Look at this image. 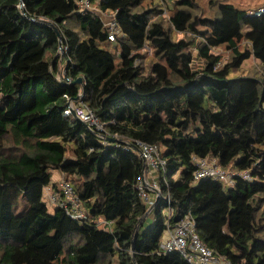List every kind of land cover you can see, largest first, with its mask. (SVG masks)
I'll list each match as a JSON object with an SVG mask.
<instances>
[{
  "label": "trees",
  "instance_id": "16d2710c",
  "mask_svg": "<svg viewBox=\"0 0 264 264\" xmlns=\"http://www.w3.org/2000/svg\"><path fill=\"white\" fill-rule=\"evenodd\" d=\"M162 1L97 2L116 11L121 34L112 41L101 16L79 12L78 0H0V264H191L159 250L175 215L186 212L217 253L264 264V13L208 0L211 13L201 14L196 0H174L172 31L191 34L174 38L154 18ZM146 45L155 55L149 69L138 53ZM250 58L256 66L243 72ZM63 61L71 80L83 76L84 103L110 132L164 147L155 220L138 231L148 209L136 187L144 162L122 139L103 143L64 113L81 88L57 78ZM195 156L249 170L252 179L196 181ZM54 169L74 180L86 218L50 211L44 193Z\"/></svg>",
  "mask_w": 264,
  "mask_h": 264
},
{
  "label": "built area",
  "instance_id": "2783aa9c",
  "mask_svg": "<svg viewBox=\"0 0 264 264\" xmlns=\"http://www.w3.org/2000/svg\"><path fill=\"white\" fill-rule=\"evenodd\" d=\"M102 0H78L77 10L84 12L86 10L93 11L99 14L104 21L108 31L110 40L114 41L118 35L121 34V28L116 20V11H102L96 8L95 2ZM251 14L260 15L264 13V8L261 10L250 12ZM73 111L75 115L85 122L90 128L99 132L101 141L106 143L110 140L122 139L125 142L126 147L133 148L139 157L145 164L143 175L139 178L136 187L139 190V194L146 202L147 207L157 204V199H151L149 190L154 189L161 194L160 182H153L152 186L148 184L146 180V172L156 171L160 175L167 167V160L161 154L160 146L156 143L146 142L140 139H127L123 138L121 134L115 132L112 133L105 126V123L99 118L91 107L84 102H72L71 107L64 111L66 115H72ZM75 116V117H76ZM136 146V148H135ZM196 164V171L194 179L196 181L203 178H212L222 180L230 185L236 183L238 176L244 179L251 180L252 176L249 170L235 171L227 168H223L219 161L215 158L208 157H194ZM170 203V196H167ZM48 199L56 207L64 208L73 218L84 219L87 217V211L83 207V203L71 183L69 178H63L60 180L59 189L49 190ZM169 217H172L175 209L171 206L168 208ZM179 216V220L174 225L168 226L166 237L162 240L159 246L160 252H179L189 263L191 264H234L229 258L217 253L214 249L209 247L201 238L196 229V221L191 212H186ZM101 227L106 226L107 220H99Z\"/></svg>",
  "mask_w": 264,
  "mask_h": 264
},
{
  "label": "rangeland",
  "instance_id": "374dc122",
  "mask_svg": "<svg viewBox=\"0 0 264 264\" xmlns=\"http://www.w3.org/2000/svg\"><path fill=\"white\" fill-rule=\"evenodd\" d=\"M173 1L174 0H165L164 3L166 2V6L164 5V3L162 4V7L164 8V10L162 11V13L160 15L154 16V18H161L162 17L164 19V21H165V26L169 30H171L172 36L174 38H178L180 36L181 37L182 36H186L187 38H190L191 34H189V33H180V32H177L175 30L172 31V27H171L172 25L169 22V18H170L169 11H168L167 8H168V6L170 7L172 5ZM196 3H197V6H196V9L194 10V12L201 13V14L202 13H205V14H210L211 13L208 0H196ZM247 29H248V27L245 28V30H247ZM248 39H249V37H248ZM249 44L250 43L245 40L244 43L242 44V47L243 46L244 47L248 46ZM215 51L216 52H220L223 55L224 62L227 61L229 59V57H230V53L227 50H225L224 48H218V49H215ZM138 53L143 56V59H144L145 64L147 66V69H149L151 67L152 63L154 62V59H155V55H154L152 47L150 45H146L142 50H139ZM194 54L196 56V54H197L196 50H194ZM62 55H64V48L63 47H61L58 50V52L55 54V56L58 57V56H62ZM196 60L197 61L195 62V64H196V66H198L199 60L197 58H196ZM65 64L66 63L64 61L60 63V68H59V72L60 73L57 74L59 79H63L64 78ZM255 66L256 65H255L254 59L250 58L244 63L243 72L252 71V68L253 67L255 68ZM71 149H73V148L71 147V145H69V152H68L69 155L71 153H74V150H71ZM160 151H161V154L163 155V152H164V147L163 146H160ZM52 172H53V175H54L53 178L57 179L59 170H52ZM175 176H176V178H178V174H176ZM61 177L62 178L59 179V182H60V180H62L64 178L63 176H61ZM72 181H74V180L72 179ZM228 186L229 185L227 184V187ZM44 199L46 200L45 202L47 203L49 209L51 211H54L56 206L50 202V200L47 198V195L45 193H44ZM56 264H66V263L63 261V257H60V259L57 261Z\"/></svg>",
  "mask_w": 264,
  "mask_h": 264
},
{
  "label": "crops",
  "instance_id": "0c3cea01",
  "mask_svg": "<svg viewBox=\"0 0 264 264\" xmlns=\"http://www.w3.org/2000/svg\"><path fill=\"white\" fill-rule=\"evenodd\" d=\"M230 1L234 2L238 6L246 8L249 12H252L253 10L258 11V10H261V8H264V0H230ZM95 5H96V8H98V10H100V8L97 6V2L95 3ZM245 31H247L249 34L252 32L250 28H248ZM59 73L60 72L58 71L57 74H59ZM57 78L59 79L58 75H57ZM144 169H145V165H144ZM54 170H59V173H58L57 179H54L53 178L54 175L52 174L53 182L51 183V185H49L45 188V194L47 195V198H48L49 190H54L55 184H58V188H59V183H60L59 179L62 178L61 176H63L64 178H69L71 181V177L67 173L61 171L60 169H54ZM174 177L176 178V176H174ZM146 180H147L148 184L151 186H152L153 182H160L158 172L148 170L146 172ZM158 194H159V191H157V190H154V189L149 190V195H150L151 199H154V200H155V198L157 199L159 197ZM154 207L150 210L149 214L144 219L142 224L150 225L154 222V220H155V215H154V211H153ZM147 210H149V208ZM165 211L167 213L169 212L168 209H166ZM166 236L167 235L165 234V237Z\"/></svg>",
  "mask_w": 264,
  "mask_h": 264
},
{
  "label": "water",
  "instance_id": "95a60500",
  "mask_svg": "<svg viewBox=\"0 0 264 264\" xmlns=\"http://www.w3.org/2000/svg\"><path fill=\"white\" fill-rule=\"evenodd\" d=\"M23 6V2L21 3V7ZM55 31L58 33L60 41H61V33L58 30V28L56 26H54ZM62 44V43H61ZM62 47V45H60ZM62 84H79L80 85V92L78 93V95L71 97L68 99V106L71 107L72 102H84L85 100V94H86V88H85V82H84V78L83 76H79L78 78H76L75 80H71V78H69L66 74H64V78L60 79ZM73 114L75 115V112L73 111ZM76 116V115H75ZM76 118L80 121H82L79 117L76 116ZM85 123V122H84ZM86 124V123H85ZM136 148V146H135ZM145 165V164H144ZM161 195V194H160ZM159 195V196H160ZM159 199H157V203L159 202ZM154 207V205H152L149 210H147V212L145 213L144 216L141 217L139 224L137 225V231L139 229V227L141 226L142 222L144 221V219L147 217V215L149 214L150 210ZM179 220V216H175V221Z\"/></svg>",
  "mask_w": 264,
  "mask_h": 264
}]
</instances>
